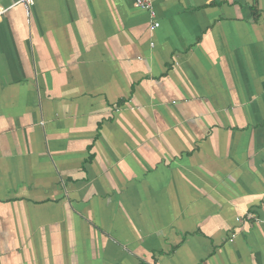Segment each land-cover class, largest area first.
<instances>
[{
  "label": "crops",
  "instance_id": "0c3cea01",
  "mask_svg": "<svg viewBox=\"0 0 264 264\" xmlns=\"http://www.w3.org/2000/svg\"><path fill=\"white\" fill-rule=\"evenodd\" d=\"M17 1L0 264H264V0Z\"/></svg>",
  "mask_w": 264,
  "mask_h": 264
},
{
  "label": "built area",
  "instance_id": "2783aa9c",
  "mask_svg": "<svg viewBox=\"0 0 264 264\" xmlns=\"http://www.w3.org/2000/svg\"><path fill=\"white\" fill-rule=\"evenodd\" d=\"M17 4H23L26 11L28 12L30 7L33 5L34 0H18ZM136 6L142 9H146L152 13L151 0H136ZM8 8L0 7V18L7 12ZM159 26L157 21H154L150 27L151 30H154Z\"/></svg>",
  "mask_w": 264,
  "mask_h": 264
}]
</instances>
